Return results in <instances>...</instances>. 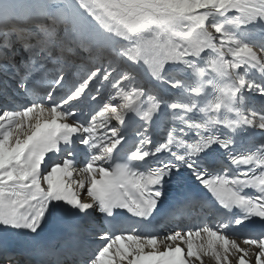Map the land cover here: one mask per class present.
I'll return each mask as SVG.
<instances>
[{
  "label": "snow or ice",
  "instance_id": "snow-or-ice-1",
  "mask_svg": "<svg viewBox=\"0 0 264 264\" xmlns=\"http://www.w3.org/2000/svg\"><path fill=\"white\" fill-rule=\"evenodd\" d=\"M261 53L264 0H0V264H264Z\"/></svg>",
  "mask_w": 264,
  "mask_h": 264
},
{
  "label": "bare ground",
  "instance_id": "bare-ground-1",
  "mask_svg": "<svg viewBox=\"0 0 264 264\" xmlns=\"http://www.w3.org/2000/svg\"><path fill=\"white\" fill-rule=\"evenodd\" d=\"M207 259V258H206ZM213 264H214V262H213Z\"/></svg>",
  "mask_w": 264,
  "mask_h": 264
}]
</instances>
